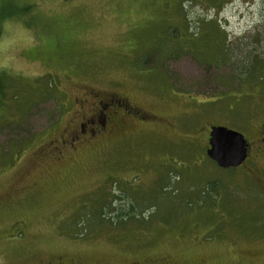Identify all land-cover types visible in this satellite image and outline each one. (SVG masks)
I'll use <instances>...</instances> for the list:
<instances>
[{
	"label": "rangeland",
	"instance_id": "rangeland-1",
	"mask_svg": "<svg viewBox=\"0 0 264 264\" xmlns=\"http://www.w3.org/2000/svg\"><path fill=\"white\" fill-rule=\"evenodd\" d=\"M0 9V264H264V0ZM227 46L262 62L236 74ZM112 100L106 134L66 142ZM214 126L251 142L244 167L207 158Z\"/></svg>",
	"mask_w": 264,
	"mask_h": 264
},
{
	"label": "flooded vegetation",
	"instance_id": "flooded-vegetation-1",
	"mask_svg": "<svg viewBox=\"0 0 264 264\" xmlns=\"http://www.w3.org/2000/svg\"><path fill=\"white\" fill-rule=\"evenodd\" d=\"M90 107L91 108L89 110V115L82 118L81 122L78 123L76 129L71 132L69 138L70 140L66 141L71 146H73V148L76 146L81 147V145H84L88 141H94L109 131L107 128V123L109 118L107 112L116 110L114 109L115 107H120L122 109L121 111L125 114V112L123 111V107L125 108V105L119 104L115 106V100H112L110 102H102L100 104L98 103L95 105H91ZM129 109L130 110L126 114H132L134 112L133 108H129ZM114 112L118 113L117 111ZM258 129L260 130V139L258 140L259 143L258 145L259 148L264 150V122L261 125H258ZM246 140L248 141L249 144L248 158L245 161V163H243L238 168L244 167L245 164H247V162L250 160V155L252 151L250 149L251 142L248 139ZM253 164H254V170H252V172L254 173L255 170H258V172L264 176V170H261L259 168L257 162L253 161ZM50 264H66V263L63 259H59L57 262H53ZM120 264H152V262L147 261L144 263H140L137 261H129L128 263L122 262Z\"/></svg>",
	"mask_w": 264,
	"mask_h": 264
},
{
	"label": "water",
	"instance_id": "water-1",
	"mask_svg": "<svg viewBox=\"0 0 264 264\" xmlns=\"http://www.w3.org/2000/svg\"><path fill=\"white\" fill-rule=\"evenodd\" d=\"M207 158L224 170L240 167L248 158L249 144L244 135L224 126L211 127Z\"/></svg>",
	"mask_w": 264,
	"mask_h": 264
},
{
	"label": "trees",
	"instance_id": "trees-1",
	"mask_svg": "<svg viewBox=\"0 0 264 264\" xmlns=\"http://www.w3.org/2000/svg\"><path fill=\"white\" fill-rule=\"evenodd\" d=\"M7 13L8 12H4L2 9H0V34H1V26H2V23H3V20H4V16ZM204 41H205V38H203V37L199 39V42H200L201 45L204 43ZM227 47H226V49L224 51V57H225L224 63L225 62L226 63H230L231 67L234 69V71L236 72V74H239V72H241L242 75L248 76L250 74V70H251L250 67L248 66V64L253 63V61H255V62L256 61L257 62H260L261 61L257 57H253V58H250V59H247V60L246 59H242V58L239 59L238 57H233V54H235L234 51H233V49H231L229 47L227 48ZM221 62L222 61L220 60L217 63L219 64ZM209 63H211V64L213 63L214 65H216V63H214V62H209ZM0 90H1V88H0ZM210 187L213 190L214 188L217 187V185L215 187H213V186H210ZM120 199H122V198H120ZM126 208L127 209L123 210V209H121V207H119L117 209V211H116V214H119V216L122 217L121 220H126L127 217L133 218L135 216V214H136V212L133 210L134 209V205H133L132 202H128L127 205H126Z\"/></svg>",
	"mask_w": 264,
	"mask_h": 264
}]
</instances>
